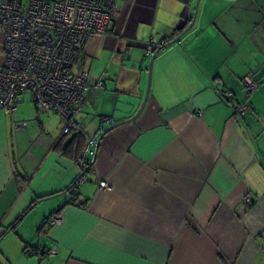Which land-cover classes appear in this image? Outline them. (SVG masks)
I'll list each match as a JSON object with an SVG mask.
<instances>
[{"label": "crops", "instance_id": "crops-1", "mask_svg": "<svg viewBox=\"0 0 264 264\" xmlns=\"http://www.w3.org/2000/svg\"><path fill=\"white\" fill-rule=\"evenodd\" d=\"M196 3L114 0L115 26L76 57L105 85L80 131L32 99L27 120L0 110V264H264V77L248 99L241 84L264 66V0H200L183 33ZM154 53L142 112L112 127L140 109ZM106 130L71 189V138Z\"/></svg>", "mask_w": 264, "mask_h": 264}, {"label": "built area", "instance_id": "built-area-1", "mask_svg": "<svg viewBox=\"0 0 264 264\" xmlns=\"http://www.w3.org/2000/svg\"><path fill=\"white\" fill-rule=\"evenodd\" d=\"M117 17L114 0H0L4 56L0 110L6 115L15 113L24 95H29L39 111H52L61 117L63 135L80 131L77 116L88 98L103 91L105 85L103 76L91 81L88 73L74 63V57L83 52L89 38L105 36ZM241 84L246 98L258 88L251 76H245ZM247 110L248 106L241 103L234 115L241 117ZM25 129L26 123L15 124L16 131ZM96 147L97 138L85 139L77 161L81 176L75 189L85 181L83 176L95 158ZM99 188L109 189L104 181ZM60 221L57 214L46 222Z\"/></svg>", "mask_w": 264, "mask_h": 264}, {"label": "water", "instance_id": "water-1", "mask_svg": "<svg viewBox=\"0 0 264 264\" xmlns=\"http://www.w3.org/2000/svg\"><path fill=\"white\" fill-rule=\"evenodd\" d=\"M199 1H200V0H197L196 7H195V13L193 14V17H192L191 23H190V25L188 26V28H187L183 33H185L187 30H189V29L192 27V25H193V23H194V21H195V18H196V10H197V7H198V3H199ZM183 33H182V34H183ZM182 34L178 35V36L175 37L173 40H171V41L165 43V44L163 45V49H166V48L170 47L172 44L178 42L179 39H180V37L182 36ZM155 58H156V53H154V54L152 55V57H151V59H150L148 65H147V69H148V86H147V91H146V94H145V97H144V99H143V102H142V104H141L140 109L137 111V113H136L132 118H130V119L126 120V121H123V122L117 123V124L113 125L112 127H117V126H120V125H123V124H128V123L134 121V120L140 115V113L142 112V110H143V108H144V106H145L146 100H147L148 92H149V86H150V78H151L152 65H153V62H154ZM262 77H264V66H262V67L260 68V70H259V71H258L253 77H252V80H253L254 82H258ZM112 127H111V128H112ZM106 132H107V130H106L105 132H103V133L99 136V138H98V140H97V144H98L100 138H101ZM93 163H94V160L92 161L91 164H89V165L87 166L86 171H89V169L91 168V166H92Z\"/></svg>", "mask_w": 264, "mask_h": 264}, {"label": "trees", "instance_id": "trees-1", "mask_svg": "<svg viewBox=\"0 0 264 264\" xmlns=\"http://www.w3.org/2000/svg\"><path fill=\"white\" fill-rule=\"evenodd\" d=\"M161 49H163V46L162 47H160L159 48V50H161ZM77 55H79V54H77ZM77 55L74 57V60H75V64H77V61H76V57H77ZM257 85H258V82H257ZM245 99H248V98H246L245 97ZM240 105V104H239ZM236 109V108H235ZM246 113V112H245ZM244 113V114H245ZM243 114V115H244ZM71 133V132H70ZM69 134V133H68ZM68 134H66V135H68ZM65 136V135H64ZM75 143V144H74ZM70 144H72L70 147H72L73 148V146H75V148H74V154H73V158L76 160V162L78 161V159L80 158V156H81V153H82V151H83V149H84V145H85V139L81 136V134H78V133H76V135L73 137V138H71V143ZM74 144V145H73ZM65 152H67V150H65ZM93 165V164H92ZM92 167V166H91ZM81 176V175H80ZM79 176V177H80ZM74 186H72L71 187V189L73 188ZM40 200H43L42 198L40 199ZM39 200H37V201H34L30 206H29V209L30 208H32L37 202H38ZM45 224V223H44Z\"/></svg>", "mask_w": 264, "mask_h": 264}, {"label": "rangeland", "instance_id": "rangeland-1", "mask_svg": "<svg viewBox=\"0 0 264 264\" xmlns=\"http://www.w3.org/2000/svg\"><path fill=\"white\" fill-rule=\"evenodd\" d=\"M34 109V106L33 104L31 103V97L29 95H25L23 97V104L20 105L17 110L15 111L14 115L16 116V118H25L27 120V116H28V113L30 111H33ZM29 124V123H28ZM77 165V164H76ZM77 168H78V171L79 173H81V170L80 168L78 167L77 165ZM34 213V212H33Z\"/></svg>", "mask_w": 264, "mask_h": 264}]
</instances>
